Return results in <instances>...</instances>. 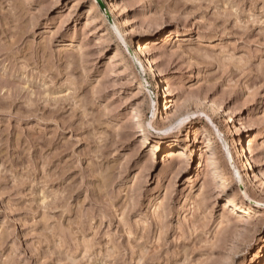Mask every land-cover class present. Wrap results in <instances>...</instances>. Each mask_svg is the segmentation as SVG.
Here are the masks:
<instances>
[{
	"label": "rangeland",
	"instance_id": "rangeland-1",
	"mask_svg": "<svg viewBox=\"0 0 264 264\" xmlns=\"http://www.w3.org/2000/svg\"><path fill=\"white\" fill-rule=\"evenodd\" d=\"M263 173L264 0H0V264H264Z\"/></svg>",
	"mask_w": 264,
	"mask_h": 264
},
{
	"label": "bare ground",
	"instance_id": "bare-ground-1",
	"mask_svg": "<svg viewBox=\"0 0 264 264\" xmlns=\"http://www.w3.org/2000/svg\"><path fill=\"white\" fill-rule=\"evenodd\" d=\"M111 14H113V15H117V13L115 12V3H113L112 1H111ZM125 21V23H126V18L125 19H123L122 20V22H124ZM124 32L126 33L127 32V30L126 29H124ZM157 87H158V83H157ZM161 89V88H160ZM160 94H158L157 95V104H161V100H160V96H159ZM192 98V97H191ZM190 98V99H191ZM197 98V97H196ZM193 99V98H192ZM198 99V98H197ZM138 104L139 105H141L142 104V101H139L138 102ZM212 106V105H211ZM213 107V106H212ZM213 108H215V107H213ZM244 154H245V152H244ZM240 160V159H239ZM243 162V161H242ZM241 162V163H242ZM211 166H212V164H210ZM250 167V166H249ZM249 167H248V173H244V175L242 174V176L244 177L246 174L248 175V176H250V171H249ZM264 174V173H263ZM247 198H251V196L248 194V193H246V195H245ZM252 199V198H251ZM253 201V205H249V208L251 209V208H253L254 209V206H255V208H258V207H262V206H264V203L262 202V201H259V200H254V199H252ZM253 206V207H252ZM236 207L237 208H240L239 206H237L236 205ZM264 254V249H262L261 248V251L260 252H258L257 254H256V257H257V261H258V259H260L261 258V256ZM255 258V257H254Z\"/></svg>",
	"mask_w": 264,
	"mask_h": 264
},
{
	"label": "water",
	"instance_id": "water-1",
	"mask_svg": "<svg viewBox=\"0 0 264 264\" xmlns=\"http://www.w3.org/2000/svg\"><path fill=\"white\" fill-rule=\"evenodd\" d=\"M99 2H101V0H98Z\"/></svg>",
	"mask_w": 264,
	"mask_h": 264
}]
</instances>
